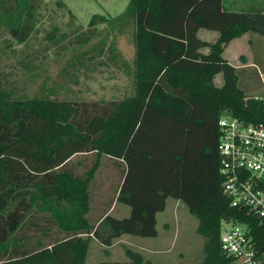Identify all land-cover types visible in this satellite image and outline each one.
I'll list each match as a JSON object with an SVG mask.
<instances>
[{
  "label": "trees",
  "instance_id": "trees-1",
  "mask_svg": "<svg viewBox=\"0 0 264 264\" xmlns=\"http://www.w3.org/2000/svg\"><path fill=\"white\" fill-rule=\"evenodd\" d=\"M237 1L129 0L118 16L93 14L86 26L76 23L68 10V30L52 39L59 47L56 53L71 46L88 48L65 62L60 81L30 97L0 73V264H75L79 236L86 232L104 247L123 235L156 237V214L165 209L168 198L181 201L201 221L198 231L206 255L199 264L223 261L219 228L224 220L251 224L256 243L264 248V225L244 209L230 206L219 171L220 115L228 111L245 122L264 123V106L245 99L242 86L247 85L239 84L244 69L222 55L231 39L256 28L244 22L251 12L237 8ZM57 4L64 6L61 0ZM105 22H123L144 32L149 52L166 64L141 78L140 51L131 64L120 58L113 42L92 43ZM4 24L0 15V27ZM202 30L218 35L216 50L199 35ZM109 51L112 54L105 56ZM117 62L132 78L131 94L105 102L78 95L75 87L101 66ZM169 71L200 77L214 97L188 96L184 88L171 84ZM217 75L221 86L214 88ZM123 101L116 130L106 132ZM79 155L82 158L75 159ZM102 157L123 165L121 179L115 197L97 210L102 216L98 224L88 227L71 187L75 182L89 184L85 195L91 209L90 185ZM116 203L128 206V214L114 216L111 206ZM125 254L133 264H151L129 248Z\"/></svg>",
  "mask_w": 264,
  "mask_h": 264
},
{
  "label": "rangeland",
  "instance_id": "rangeland-1",
  "mask_svg": "<svg viewBox=\"0 0 264 264\" xmlns=\"http://www.w3.org/2000/svg\"><path fill=\"white\" fill-rule=\"evenodd\" d=\"M64 4L58 5L57 0H0V15L5 20L0 27V73L12 84L20 86L30 97L39 95L43 87H49L54 81H60V71L65 62L73 58L79 51L88 46H71L57 54L59 47L53 45L52 39L57 34L68 30L69 12L74 15L76 23L86 26L93 14H102L107 18L118 16L129 0H61ZM234 2V0H228ZM28 3V4H27ZM29 4L31 6H29ZM237 8L247 10L245 23L256 26L255 29L246 30L233 39L228 45L225 58L244 69L240 77L247 96L264 92V0H238ZM252 7L253 9H250ZM252 10V11H251ZM123 23V22H122ZM121 23V24H122ZM105 22L99 27L96 40L105 39L107 43L113 42L122 60L131 63L137 51L139 55L140 77H148L155 67L166 64V61L153 56L148 50L147 36L144 32L134 31L133 27ZM25 27V29H22ZM212 41L214 50L218 39L215 33H203ZM135 35V40L133 36ZM23 37L24 40H21ZM65 43V42H64ZM224 48V47H223ZM109 51L105 56L111 55ZM107 67L101 66L100 72L83 82L78 90L82 98L105 102L109 99H123L132 92V78L121 69L119 62ZM32 66V70L28 69ZM248 76V77H247ZM172 85L181 86L188 96L198 99H212L214 91L204 86L200 77H185L169 71ZM214 88H219L221 82L218 78L212 80ZM125 101L121 102L113 119L107 124L106 132L116 130ZM81 159L82 155L75 157ZM72 159V162L75 161ZM84 167H79V172ZM123 165L117 166L108 157L100 159V168L94 175L90 191L92 201L88 209L86 191L89 184L78 185L75 182L71 187L73 201L78 207L79 214L89 226H95L101 219L97 210L108 200L115 197L116 186L121 179ZM112 214L116 217L127 215L129 207L123 204H114ZM156 237H135L123 235L115 240L109 247H104L92 237L90 232L79 236L76 245L75 264H98L100 261H119L121 264H133L126 256L125 249L129 248L142 255L143 260L151 264H199L205 257L203 252L204 237L198 231L201 223L199 218L188 211L186 206L173 198L166 200L163 211L156 214ZM87 220V221H86ZM225 223L221 222L219 235ZM56 229V227H55Z\"/></svg>",
  "mask_w": 264,
  "mask_h": 264
},
{
  "label": "built area",
  "instance_id": "built-area-1",
  "mask_svg": "<svg viewBox=\"0 0 264 264\" xmlns=\"http://www.w3.org/2000/svg\"><path fill=\"white\" fill-rule=\"evenodd\" d=\"M264 106V92L246 96ZM219 171L230 206L244 209L264 225V123L245 122L228 111L218 119ZM219 237L223 261L214 264H264V248L258 246L248 222L224 220Z\"/></svg>",
  "mask_w": 264,
  "mask_h": 264
},
{
  "label": "crops",
  "instance_id": "crops-1",
  "mask_svg": "<svg viewBox=\"0 0 264 264\" xmlns=\"http://www.w3.org/2000/svg\"><path fill=\"white\" fill-rule=\"evenodd\" d=\"M203 33H209L208 31H204V32H202V35H204ZM210 33H212V32H210ZM199 35L201 36V32H199ZM203 37V36H202ZM203 38H205V37H203ZM205 39H207V38H205ZM233 39H235V38H233ZM233 39H231L228 43H226V45L224 46V48H223V52H222V55L224 56V53L226 52V49H227V47H228V45L230 44V42L233 40ZM208 40V39H207ZM210 41V40H209ZM210 42H212V41H210ZM205 51H207V50H205ZM225 57V56H224ZM227 59V58H226ZM228 60V59H227ZM230 63H232L233 65H235L232 61H230V59L228 60ZM236 67H238L237 65H235ZM216 78H218V80H219V82H221V80H220V78H219V76L217 75L216 76ZM124 216V215H123Z\"/></svg>",
  "mask_w": 264,
  "mask_h": 264
}]
</instances>
